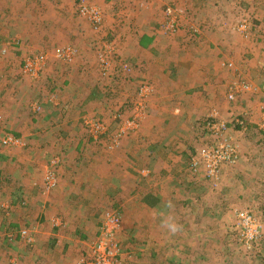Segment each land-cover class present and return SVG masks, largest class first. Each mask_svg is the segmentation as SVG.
Masks as SVG:
<instances>
[{
	"label": "rangeland",
	"instance_id": "374dc122",
	"mask_svg": "<svg viewBox=\"0 0 264 264\" xmlns=\"http://www.w3.org/2000/svg\"><path fill=\"white\" fill-rule=\"evenodd\" d=\"M86 2L98 7L104 15L100 32H96L93 28L90 18L80 14L75 0H0V19L3 24L8 25L0 39V115L2 117L0 162H4L2 166L7 176L13 180L17 175H12L10 171L15 169L20 170V175L23 173L24 177L27 176L30 172L21 159L23 156L21 152L29 150L31 142L53 141L55 133L49 128L58 127L56 132L58 141L62 140L61 138L65 140L66 137L72 140L79 137L82 139L79 151L75 152L78 155L75 166L77 173L90 177L88 175L94 169L95 158L90 163H85L87 160L84 159L90 152L84 145L88 144L102 154L103 151L110 152L108 147L110 139L105 138L101 142L93 140L88 134L87 121L96 119L105 123L110 135H114L121 120L128 119L130 112H133L132 107L138 100L141 86L148 85L152 93L145 102V119L150 116V109H153L151 106L153 97L161 101L165 107L162 110L163 115H168L165 111L171 113L173 111L175 117L161 118L166 120L170 128L174 127L164 139L174 144L170 148L176 149L181 145L182 149L184 147L190 149L189 151L184 149L188 159L184 157L180 167L185 175L179 174L180 177H177V172L169 169L166 174L170 177H161L162 179L155 177L158 180L152 188L160 192L162 202L154 213L146 214L150 218L146 223L135 218L134 213L126 211L124 206L126 197L123 196L124 191L119 189L123 197L119 201L120 205L103 208L105 212L102 211L101 222H97L98 229L95 228L96 230L84 238L85 245H91L96 239L105 213L114 210L122 217V227L117 235L122 249L121 264H143L142 256L148 251H143V242L144 237L148 235L146 231L149 227L152 229L154 241L158 240L159 223L164 221L165 217L169 220L165 226L170 225L174 228L172 221L175 217L182 214L185 222V218L194 207L192 218L199 219L198 216L203 212L198 213V208L202 206L206 210L210 209L208 205H213L216 219L206 227L199 222V230L195 233L205 239L208 237L230 239L237 253L232 251L228 264H264V231L252 251L246 248L244 250L240 246L242 243L236 227V218L233 216L235 210L249 211L258 217L264 230V131L249 122L251 117L249 114L254 106L256 107L257 100L240 97L235 103L229 101L226 94L227 86L224 85L226 80L223 81L229 72L223 73V70H219V74L210 76V80L213 78L218 82L213 85L215 95L212 98L206 100L207 92H205L202 95L203 100L174 101L185 95L182 89L186 88L190 99L199 98L191 92L194 86L176 85L177 80L190 81L191 84L193 78L199 81L206 80L204 76L203 79L197 74L198 65H205V61L202 57L191 54L193 46L203 43L207 35H212V40L221 50L224 35L233 41L232 46L238 45L234 44L237 36L233 31L239 34L235 30L238 23L244 19L250 26L245 36L239 34L244 40L242 50L246 48L245 41L251 47L247 48L242 60L247 59L249 62L255 60V65L259 62L264 64V0H102V4L100 0H86ZM168 8L179 10L180 26L177 31L170 34H166L163 27L165 11ZM8 34L10 35L7 38ZM104 41L111 45L114 51V65L105 76L99 63V52L103 48ZM4 43L9 44L4 46ZM66 47H72L76 53L71 59L58 58V52ZM247 51L250 53L247 54ZM43 54L48 57V62L39 77L32 78L25 75L23 72L25 61ZM224 58V55H218L217 65L221 66ZM234 61L233 63L237 64V60ZM124 65H128L131 71H123ZM180 67L183 70H180ZM194 70L197 72L194 73ZM250 71L256 74L258 72L257 68H252L246 70L245 74ZM199 85H203L201 81ZM257 97L260 100L259 96ZM65 104L66 108L63 109ZM194 107L199 108V112L192 110L193 112L189 113ZM68 110L71 116L65 118L64 115ZM213 111L220 121L229 123V134L236 137L242 146L243 159L240 154L241 160L239 159L232 168L244 183V190L241 191L244 197L239 203L246 202L243 203L245 205H238L236 202L239 199L222 195L221 193L224 192L221 191V187L216 189L211 187L206 177H200L203 176V171L197 174V177L189 169V161L195 151L216 144L214 138L202 128L204 120ZM248 111L250 112L247 118ZM118 115H121L120 120L116 119ZM237 117H240L244 123L247 120L244 128H237L234 123ZM20 122H22L20 126H17ZM63 126L66 127V137L62 132ZM5 133H11L22 139L21 144L28 142V148L14 150L17 151L16 154L11 148H4L1 139ZM135 133L130 132L123 140L129 138L130 134L139 138L138 133ZM187 142L189 145L185 146ZM73 148L75 149V146ZM61 152L64 153V150L52 151L51 160L60 157ZM251 154H254L258 160L252 158ZM105 162L104 159L103 166ZM68 164L71 166V160ZM48 166L41 172L42 177ZM225 166L230 165L223 167ZM144 183L149 185L150 182L148 180V184L146 181ZM18 184H21V181ZM138 187L141 189V184ZM252 187H257V190ZM40 194L46 195L45 190ZM254 194L260 198L255 199L256 204H253L251 199ZM107 201L110 204V199ZM208 202L210 204L207 205ZM173 207H180L179 214ZM2 215L5 216V213L3 212ZM187 231L189 230L184 228L183 233ZM31 243L33 241L27 242V245ZM21 260L23 263L24 258ZM183 264L186 262L184 261Z\"/></svg>",
	"mask_w": 264,
	"mask_h": 264
},
{
	"label": "crops",
	"instance_id": "0c3cea01",
	"mask_svg": "<svg viewBox=\"0 0 264 264\" xmlns=\"http://www.w3.org/2000/svg\"><path fill=\"white\" fill-rule=\"evenodd\" d=\"M100 1L102 4V0ZM7 26L0 19V39ZM233 33L237 36L238 43L237 41L234 42V44H238L236 46L231 45L233 41L226 38V35H224L222 50L219 46L215 45L212 40V35H207L203 43L200 42L195 47L193 46L191 54H196V57L200 56L205 61V65H198V72L194 70V73L197 72L202 78L204 76L206 80H200L203 85H199V79L195 80L194 78L192 84L190 81L184 82L177 80L176 85L179 84L180 86L184 85L186 87L188 85L194 86L191 88V92L199 98L192 97L190 99L186 88L182 89L185 95L182 98L175 99V102L203 100L202 95L205 92H207L205 95L207 97L206 100L212 98L215 95V87L213 85L215 82L218 84V82L213 78L210 80V76L219 74V70H223V73L229 72V75L223 79V81L226 80L224 81V85L227 86V97L231 92L233 83L239 80L249 82L254 87L261 86L263 62L255 65V60L249 62L246 59V61H243L242 58H244L247 48L250 49L251 45H247V41H245L246 48L242 50L243 37L234 31ZM9 35H7V38ZM6 44L9 43H4L3 45L5 46ZM3 53L5 54L6 52ZM249 53L250 51H247V54ZM220 54L225 57L223 63L233 62L236 59L237 64L233 63L234 68H227L223 64L221 66L219 64L217 65V58ZM181 60L184 59L181 58ZM7 63L5 62V64ZM252 68H257V74L250 71L246 75V70ZM180 70L183 69L180 67ZM226 82L228 83L225 84ZM257 96L252 93H242L236 96L235 101H232V103H235L240 97L241 99L250 98L251 100L253 98L257 100V105L254 102L256 107L254 106L251 110L252 114L250 111L247 112V118L251 115L249 118L250 124H256V126L260 118L259 100ZM151 102H153L151 105L153 109H150V116H147L148 118L141 123L138 131H135L136 133L133 132L135 134L138 133L137 136L139 138H136L134 134H130L129 138L127 137L120 143V146L113 149L109 148L110 152L103 151L102 154L92 146L88 144L84 145L90 152L84 159L87 160L85 163L88 164L95 158L94 169L88 175L90 177L77 173L75 165L78 162V155L75 152L79 151L83 141L80 137L74 140L67 139L65 126L62 128L63 135L66 137L65 140L61 138L62 140L58 141L56 137L58 127L49 128L51 132L55 133L53 141L31 142L29 143L30 149L21 152L23 154L21 159L25 166L29 168L30 173L27 176L24 177L23 173L20 175L19 169L11 170L10 173L12 175H17L12 180L4 171V167L2 166L4 162H0V264H21V259L23 258L24 262L22 264H78L81 257L88 252V247L90 246V244L86 246L87 244L85 245L83 240L89 233L98 229V223L101 222L103 212H105L103 208L120 205L119 201L123 197L120 195L119 189L124 191L123 196L126 197L124 206L127 212L134 213L135 218L141 219L142 223H146L147 219H150L146 214L149 213L151 215L154 213L162 202L160 192L152 188V185L154 186L156 180H158L155 177H160L159 179H162L161 177H170L169 174H166L169 172V169L177 172V177H180L179 174L184 176L183 169H180L184 157L188 159V154L184 152V149L187 151L190 150L187 147L182 149L181 145H178L176 149L174 147L170 148L174 144L164 138L167 133L174 130V127H172L173 129L170 128L171 126L166 124V120L161 118L167 116L175 117L173 111L172 113L165 111V114L168 115H163L162 110L165 107L161 101H157L153 97ZM66 104L63 106V109L66 108ZM192 110L199 112L200 109L194 107L189 110V113L193 112ZM63 111L65 112L66 110ZM178 111L180 112V109ZM131 113L129 117L132 115ZM7 116L9 117L10 114ZM70 116L71 114H69L68 110L64 117L70 118ZM246 122L247 120H245L243 126H238L237 128H244L247 125ZM21 123L17 126H20ZM10 134H3L2 139ZM234 139L243 159L242 146L236 137ZM190 142L192 141L190 140ZM188 145L189 142L185 146ZM74 146L75 149L73 148ZM9 148L16 154L17 151L14 150H26L28 148V142H22L20 145ZM59 150H64V153L61 152L60 157H53L59 160L58 184L52 192L46 195L40 194V192H44L43 183L45 176L42 177L41 172L53 160H51L50 153L52 151L58 152ZM243 150L245 149L243 148ZM251 157L253 158L254 154H251ZM104 159L106 162L103 166ZM254 159L258 160L256 157ZM70 160L71 166L68 164ZM232 167H223L218 181H206L215 189L221 187V191L224 192L221 193L222 195L228 196L231 199H239L236 202L238 205H245L243 203L246 202L239 203L241 198L244 197V194L241 193L244 190V183L240 181V178H238L237 173H235ZM200 177H205V175L203 174ZM147 179L150 182L149 185H145L144 183L146 181L148 184ZM20 181L21 184H18ZM140 184L142 186L141 189L138 187ZM119 185H123L124 187H120ZM252 188L257 190V187ZM257 196L254 194L251 197L253 204H256L255 199H260ZM108 199H110V204H108ZM13 202H16V204ZM208 204L210 203L208 202ZM208 206H210V209L204 210L205 208L202 206L198 208V213L203 212L198 216L199 219L192 218L191 214L192 211L194 213V207L188 213L189 216L185 218V222L182 214L181 216L175 217V220L173 219L172 221L174 228L170 225L165 226L169 221L167 220L168 217H165V220L159 223L160 231L158 233V240L154 241L153 235L151 234L152 229L149 227L148 231H146L148 235L144 237L143 242V251L148 250L142 256L143 264H183L184 261L186 264H228L229 258H231L229 255L232 254V251H236L237 253L236 247L230 239L221 240L213 239L212 237L211 239L209 237L205 239L195 233L196 230H199V222L206 227L216 219V215L212 209L214 206ZM174 210L178 214L181 211L180 207H175ZM235 211L233 212L234 217ZM3 212L5 216L2 215ZM6 212L9 213L6 214ZM189 220L191 221L189 222ZM27 228H30V235L33 238V243L30 245H27V242H24L20 237V232ZM184 228L189 230L185 234L183 233ZM149 234L151 235L149 236ZM240 246L245 250L243 244Z\"/></svg>",
	"mask_w": 264,
	"mask_h": 264
},
{
	"label": "built area",
	"instance_id": "2783aa9c",
	"mask_svg": "<svg viewBox=\"0 0 264 264\" xmlns=\"http://www.w3.org/2000/svg\"><path fill=\"white\" fill-rule=\"evenodd\" d=\"M79 6V12L82 16L90 18V22L96 32H100L104 15L102 11L95 5L87 4L86 0H75ZM179 10L168 8L165 11L163 27L166 34L174 33L178 30L179 24ZM179 24V25H178ZM249 23L246 19L240 21L235 31L245 36L248 33ZM195 32V31H194ZM197 33V32H195ZM103 48L99 52V63L103 75L114 65V51L113 47L106 41L102 42ZM76 53L72 47H66L60 50L57 54L58 58L71 59L72 55ZM48 57L46 55L34 56L25 61L23 72L25 75L32 78H38L47 65ZM227 68H234L233 62L223 63ZM125 72H130L131 68L124 65L122 68ZM262 84L254 87L251 83L246 81H236L233 83L231 92L228 94L230 101H235L236 96L242 93H252L258 95L260 118L257 126L264 131V67L262 69ZM108 76V75H107ZM152 89L148 85L141 86L138 93V100L133 105L132 115L119 123L118 131L114 135H110L109 128L105 123L89 119L87 127L89 128V135L93 140L101 142L105 138H109V148L113 149L120 145L121 141L130 132H135L139 129L142 121L145 119V102L151 95ZM140 99V100H139ZM2 117L0 115V121ZM120 120L121 115L116 116ZM236 126H243L245 123L240 118L234 120ZM206 129L211 137L214 138L216 144L212 147H205L198 149L192 154L189 161V169L194 175L203 171L206 179L211 181H218L221 175L222 167L224 165L234 166L240 159V150L235 143L234 137L229 134L228 122L220 121L217 114L211 112L206 118ZM110 135V137H109ZM21 141L13 136L7 135L2 139L4 147H14L20 145ZM58 166L59 160L53 159L44 176V190L47 193L52 192L58 184ZM236 227L239 231L240 242L248 251L254 249V245L261 239L263 227L254 214L245 210L235 211ZM122 227V217L117 211L106 212L103 216V221L99 227L96 239L89 246L88 252L81 257L78 264H121L122 249L120 248L117 235ZM20 237L25 242H32L29 231L22 230Z\"/></svg>",
	"mask_w": 264,
	"mask_h": 264
},
{
	"label": "trees",
	"instance_id": "16d2710c",
	"mask_svg": "<svg viewBox=\"0 0 264 264\" xmlns=\"http://www.w3.org/2000/svg\"><path fill=\"white\" fill-rule=\"evenodd\" d=\"M238 96V95H237ZM206 119L204 120V124L202 126V128L207 132V129H206ZM230 131V130H229ZM204 132V131H203ZM205 133V132H204ZM210 135V134H209ZM232 137H234L233 135H231Z\"/></svg>",
	"mask_w": 264,
	"mask_h": 264
}]
</instances>
